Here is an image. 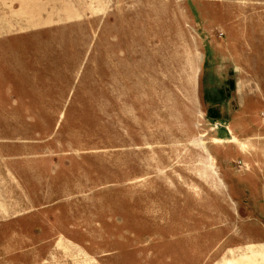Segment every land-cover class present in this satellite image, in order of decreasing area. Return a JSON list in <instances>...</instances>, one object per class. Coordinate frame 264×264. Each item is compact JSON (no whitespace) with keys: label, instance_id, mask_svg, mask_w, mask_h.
I'll return each mask as SVG.
<instances>
[{"label":"rangeland","instance_id":"374dc122","mask_svg":"<svg viewBox=\"0 0 264 264\" xmlns=\"http://www.w3.org/2000/svg\"><path fill=\"white\" fill-rule=\"evenodd\" d=\"M0 264H264V0H0Z\"/></svg>","mask_w":264,"mask_h":264}]
</instances>
